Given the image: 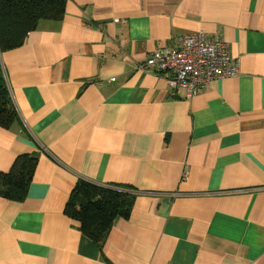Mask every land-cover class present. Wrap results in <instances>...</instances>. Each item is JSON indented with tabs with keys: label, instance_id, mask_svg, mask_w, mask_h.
Wrapping results in <instances>:
<instances>
[{
	"label": "crops",
	"instance_id": "crops-1",
	"mask_svg": "<svg viewBox=\"0 0 264 264\" xmlns=\"http://www.w3.org/2000/svg\"><path fill=\"white\" fill-rule=\"evenodd\" d=\"M197 32L238 77L188 99L138 70ZM1 64L20 120L0 176L38 165L23 202L0 198V264H264V0H68ZM80 181L131 195L104 243L66 213Z\"/></svg>",
	"mask_w": 264,
	"mask_h": 264
},
{
	"label": "trees",
	"instance_id": "trees-1",
	"mask_svg": "<svg viewBox=\"0 0 264 264\" xmlns=\"http://www.w3.org/2000/svg\"><path fill=\"white\" fill-rule=\"evenodd\" d=\"M68 0H0V129L19 122L1 56L25 45L28 36L42 21H61ZM38 159L20 156L11 171L0 176V198L23 202L32 184ZM131 195L125 189L101 187L80 181L67 206V215L80 224V230L96 244L108 238L116 219L127 218Z\"/></svg>",
	"mask_w": 264,
	"mask_h": 264
},
{
	"label": "built area",
	"instance_id": "built-area-1",
	"mask_svg": "<svg viewBox=\"0 0 264 264\" xmlns=\"http://www.w3.org/2000/svg\"><path fill=\"white\" fill-rule=\"evenodd\" d=\"M137 68L168 75L170 88L175 93L185 90L188 99L216 80L240 74L239 60L231 58L228 46L220 40L207 41L204 32L185 34L175 48H156Z\"/></svg>",
	"mask_w": 264,
	"mask_h": 264
}]
</instances>
